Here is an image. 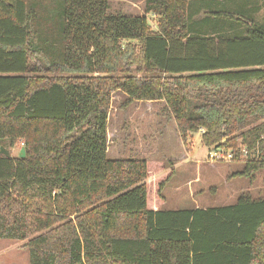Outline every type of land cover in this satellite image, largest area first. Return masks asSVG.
Wrapping results in <instances>:
<instances>
[{
	"label": "trees",
	"instance_id": "trees-1",
	"mask_svg": "<svg viewBox=\"0 0 264 264\" xmlns=\"http://www.w3.org/2000/svg\"><path fill=\"white\" fill-rule=\"evenodd\" d=\"M141 1L154 27L108 0H0V239L29 264H264V177L258 197L162 210L172 167L107 157L121 92L264 174V0Z\"/></svg>",
	"mask_w": 264,
	"mask_h": 264
},
{
	"label": "rangeland",
	"instance_id": "rangeland-1",
	"mask_svg": "<svg viewBox=\"0 0 264 264\" xmlns=\"http://www.w3.org/2000/svg\"><path fill=\"white\" fill-rule=\"evenodd\" d=\"M109 13L146 15L141 0H108ZM261 15V12H259ZM154 27L153 16L146 15ZM259 18V17H257ZM115 92L107 116V157L145 158L161 161L174 173L162 189V210H183L233 204L242 193L258 197L263 190L262 171L253 177L233 175L242 165L231 161L210 162L211 151L202 145L200 133H192L184 145L172 117L162 102L131 101ZM17 144L8 148L11 157L20 152ZM25 240L0 239V264H29Z\"/></svg>",
	"mask_w": 264,
	"mask_h": 264
},
{
	"label": "built area",
	"instance_id": "built-area-1",
	"mask_svg": "<svg viewBox=\"0 0 264 264\" xmlns=\"http://www.w3.org/2000/svg\"><path fill=\"white\" fill-rule=\"evenodd\" d=\"M248 155V151L245 147L241 148V157H246ZM233 158V154L231 151H224L222 149L211 150V153L208 154V159L210 162L215 161H231Z\"/></svg>",
	"mask_w": 264,
	"mask_h": 264
},
{
	"label": "water",
	"instance_id": "water-1",
	"mask_svg": "<svg viewBox=\"0 0 264 264\" xmlns=\"http://www.w3.org/2000/svg\"><path fill=\"white\" fill-rule=\"evenodd\" d=\"M18 157L19 158H23L24 157V149L23 148L20 149Z\"/></svg>",
	"mask_w": 264,
	"mask_h": 264
},
{
	"label": "crops",
	"instance_id": "crops-1",
	"mask_svg": "<svg viewBox=\"0 0 264 264\" xmlns=\"http://www.w3.org/2000/svg\"><path fill=\"white\" fill-rule=\"evenodd\" d=\"M192 2H193V3H196V2H198V0H192ZM260 11H262V10H260Z\"/></svg>",
	"mask_w": 264,
	"mask_h": 264
}]
</instances>
